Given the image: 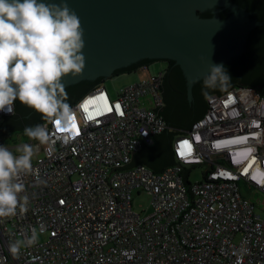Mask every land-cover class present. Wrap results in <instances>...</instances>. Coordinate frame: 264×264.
Wrapping results in <instances>:
<instances>
[{
	"label": "built area",
	"instance_id": "2783aa9c",
	"mask_svg": "<svg viewBox=\"0 0 264 264\" xmlns=\"http://www.w3.org/2000/svg\"><path fill=\"white\" fill-rule=\"evenodd\" d=\"M163 77L149 73L115 98L98 86L70 106L65 127L44 124L54 147L29 143L43 153L19 179L26 211L0 218V264H264V94L255 88L208 96L204 116L172 141L176 164L115 169L141 150L139 137L152 145L167 129L153 111L164 105ZM197 166L202 179H191L194 168L185 176ZM135 190L151 195L150 213L134 210Z\"/></svg>",
	"mask_w": 264,
	"mask_h": 264
},
{
	"label": "water",
	"instance_id": "95a60500",
	"mask_svg": "<svg viewBox=\"0 0 264 264\" xmlns=\"http://www.w3.org/2000/svg\"><path fill=\"white\" fill-rule=\"evenodd\" d=\"M61 3V0H44ZM84 29L85 68L62 79L71 104L96 82L116 72L158 59H169L162 93L166 106L156 108L167 129L142 142L126 167L144 163L160 172L176 164L168 126L191 130L207 109L205 98L223 95L234 83L264 89V0H66ZM200 11V14L198 15ZM224 65L231 80L208 87L210 65ZM15 114L3 115L0 136L46 120L18 100ZM156 116V117H157ZM186 134V133H183ZM114 170V169H113Z\"/></svg>",
	"mask_w": 264,
	"mask_h": 264
},
{
	"label": "clouds",
	"instance_id": "9594fccd",
	"mask_svg": "<svg viewBox=\"0 0 264 264\" xmlns=\"http://www.w3.org/2000/svg\"><path fill=\"white\" fill-rule=\"evenodd\" d=\"M84 29L77 14L66 0L45 3L44 0H0V112L14 114L19 101L41 113L46 120L59 121L65 127L72 109L62 79L79 74L85 68ZM208 87L226 85L231 77L224 65H210L204 76ZM30 140L53 149L46 126L37 124L24 129ZM14 154L0 145V218L14 217L17 209L26 211L27 196L22 174L34 171L33 145L23 144ZM41 226L40 233L44 232ZM38 233L32 229L28 246L35 245ZM25 242L16 240L8 250L15 257Z\"/></svg>",
	"mask_w": 264,
	"mask_h": 264
},
{
	"label": "rangeland",
	"instance_id": "374dc122",
	"mask_svg": "<svg viewBox=\"0 0 264 264\" xmlns=\"http://www.w3.org/2000/svg\"><path fill=\"white\" fill-rule=\"evenodd\" d=\"M166 68V63L164 61H156L153 62L150 65V70L146 73L143 72L141 69H138L131 73H123L118 74L114 76H110L105 78L103 82V86L106 87L108 90L110 96L112 98L117 97L119 91L121 88L131 84L140 81L144 76H146L149 73H158L160 71H164ZM5 119H3L0 124L2 125ZM2 144H4L10 151H12L14 154H20L17 149L20 148L25 143H36L39 141L36 140H30L25 134L24 130H13L8 132V134H3L1 139ZM14 147L13 149L9 147ZM44 146V145H41ZM34 148V156H37L39 154L43 153V150L40 151L36 145H33ZM202 167L197 166L194 168L193 173L191 175V179L193 181L202 179ZM245 192V191H243ZM248 195V194H247ZM252 193L250 192V196ZM257 198L260 197V194H254ZM133 208L135 211L140 212L142 215H145L147 213H150L151 208V195L147 193L146 191L142 190L140 193L135 190L133 192ZM257 213H259L264 218V209L260 206H257L256 208ZM6 264V263H4ZM8 264V263H7Z\"/></svg>",
	"mask_w": 264,
	"mask_h": 264
},
{
	"label": "trees",
	"instance_id": "16d2710c",
	"mask_svg": "<svg viewBox=\"0 0 264 264\" xmlns=\"http://www.w3.org/2000/svg\"><path fill=\"white\" fill-rule=\"evenodd\" d=\"M156 61H164L165 63H167V66H166V68L164 69V71H163V73H164V77H163V82H162V87H163V83H164V79H165V77H166V75H167V73H168V71H169V68H170V60L169 59H158V60H156ZM156 61H153V62H156ZM153 62H150V63H145V64H143V65H146V64H148V65H151ZM143 65H140V66H138V67H136V68H134V69H131V70H125V71H121V72H116V73H114L112 76H114V75H118V74H123V73H131V72H134V71H136V70H138V69H140ZM104 80H105V78L104 79H102V80H100V81H98V82H96L94 85H92L87 91H85L81 96H83L84 94H86L87 92H89L90 90H92V89H94V88H96V87H98V86H103V82H104ZM239 85H241V84H239V83H234L230 88H232V87H234V86H239ZM243 86H248V87H252V88H255L258 92H259V90H258V88L257 87H255V86H253V85H243ZM261 94H264V89L262 90V92H261ZM162 95H163V93H162ZM81 96H79L76 100H74L71 104H69V106H72ZM163 100H164V105L162 106V107H165L166 106V103H165V99H164V96H163ZM205 102H206V106L208 105V101H207V97L205 98ZM161 107V108H162ZM206 111H207V109L206 110H204L203 111V113H202V115H201V117L199 118V119H201L203 116H204V114L206 113ZM15 114V113H14ZM13 114V115H14ZM163 116V115H162ZM5 119V118H4ZM198 119V120H199ZM3 120V119H2ZM197 120V121H198ZM48 120H43V121H38V122H35V123H33V124H31L30 126H35V125H37V124H41V125H44L46 122H47ZM167 122V121H166ZM0 127H1V124H0ZM165 131V130H164ZM163 131V132H164ZM186 131H188V130H185V129H180V128H176V127H172V126H169V128H168V132H179V133H177V134H172V141H173V139L177 136V135H179V134H183V133H185ZM163 132H161L160 134H162ZM160 134H158V135H156V136H159ZM1 137V136H0ZM1 142V141H0ZM156 145V141L154 140V143L152 144V145H146L147 147H154ZM138 152H140V150L138 151ZM172 155H173V153H172ZM173 161L174 162H176L175 161V159H174V156H173ZM138 164H144V163H138ZM146 165V164H145ZM148 166V165H147ZM149 167V166H148ZM149 168H151V167H149ZM167 167H163L162 168V170L160 171V172H162L163 170H165ZM193 168H195V167H192V168H185V170H184V172H185V176L187 177L188 176V174L192 171V169ZM154 172H157L158 173V171H156L155 169H153V168H151ZM187 181H189V178L187 179Z\"/></svg>",
	"mask_w": 264,
	"mask_h": 264
},
{
	"label": "crops",
	"instance_id": "0c3cea01",
	"mask_svg": "<svg viewBox=\"0 0 264 264\" xmlns=\"http://www.w3.org/2000/svg\"><path fill=\"white\" fill-rule=\"evenodd\" d=\"M6 134H8V133H6ZM1 139H2V135H1V137H0V141H1ZM9 148L13 149L14 147L12 146V147H9Z\"/></svg>",
	"mask_w": 264,
	"mask_h": 264
},
{
	"label": "snow or ice",
	"instance_id": "6c2138e0",
	"mask_svg": "<svg viewBox=\"0 0 264 264\" xmlns=\"http://www.w3.org/2000/svg\"><path fill=\"white\" fill-rule=\"evenodd\" d=\"M118 107V106H117ZM73 127H75V125H73ZM77 134H78V129H77Z\"/></svg>",
	"mask_w": 264,
	"mask_h": 264
},
{
	"label": "flooded vegetation",
	"instance_id": "af4514ba",
	"mask_svg": "<svg viewBox=\"0 0 264 264\" xmlns=\"http://www.w3.org/2000/svg\"><path fill=\"white\" fill-rule=\"evenodd\" d=\"M200 14V11H199V13H198V15ZM166 66H167V63H166Z\"/></svg>",
	"mask_w": 264,
	"mask_h": 264
}]
</instances>
